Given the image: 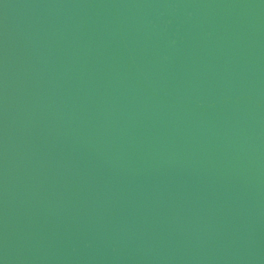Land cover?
Instances as JSON below:
<instances>
[{
    "label": "water",
    "instance_id": "95a60500",
    "mask_svg": "<svg viewBox=\"0 0 264 264\" xmlns=\"http://www.w3.org/2000/svg\"><path fill=\"white\" fill-rule=\"evenodd\" d=\"M0 264H264V0H0Z\"/></svg>",
    "mask_w": 264,
    "mask_h": 264
}]
</instances>
